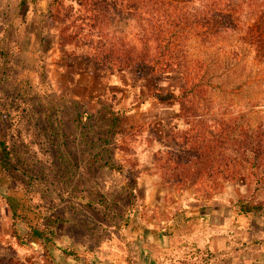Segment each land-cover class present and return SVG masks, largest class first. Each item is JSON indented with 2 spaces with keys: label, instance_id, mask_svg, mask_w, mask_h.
<instances>
[{
  "label": "rangeland",
  "instance_id": "1",
  "mask_svg": "<svg viewBox=\"0 0 264 264\" xmlns=\"http://www.w3.org/2000/svg\"><path fill=\"white\" fill-rule=\"evenodd\" d=\"M82 2H37L51 6L41 46L45 82L26 52L22 67L18 72L15 67L3 90L13 115L12 133L30 169L54 181V187L46 185L49 192L36 193L37 211L62 218L75 213L77 218L58 234L54 263L181 264L208 257L205 264H264V214L241 215L232 208L240 200L264 203V189L239 180L207 199L193 189L180 191L166 184L155 156L171 146L166 135L184 124L179 106L160 101L158 95L176 83L141 78L134 70L104 76L93 61L74 56L79 49L60 44L59 22L68 7L76 11ZM14 3L0 0V39ZM22 77H29V83H21ZM50 104L55 107L52 124L45 115ZM117 111L123 113L113 127ZM6 188L0 186V264H53L45 248L21 245L14 237ZM183 208H194L205 219L190 211L181 214ZM182 215L198 219L173 231ZM158 233L171 236L156 243ZM62 248L75 249L82 260L73 261Z\"/></svg>",
  "mask_w": 264,
  "mask_h": 264
},
{
  "label": "trees",
  "instance_id": "2",
  "mask_svg": "<svg viewBox=\"0 0 264 264\" xmlns=\"http://www.w3.org/2000/svg\"><path fill=\"white\" fill-rule=\"evenodd\" d=\"M38 1L17 0L0 39V186L7 187L4 200L19 244L40 245L47 258L59 264L54 263L56 239L77 218L75 213L62 218L37 211L36 193L49 192L46 185L52 188L54 181L30 169L3 101L4 85L15 67L16 72L22 67L26 52L45 82L41 46L51 6ZM66 11L57 27L59 43L79 49L74 56L93 61L104 76L134 70L141 78L164 77L176 83L158 95L160 101L179 106L184 124L166 135L171 146L155 156L168 186L193 189L207 199L239 180L264 189V0H83L76 11ZM25 30L31 35H24ZM28 78L22 77L21 83H29ZM45 108L52 124L55 107ZM122 113L117 111L111 120L113 127ZM109 165L115 169L114 163ZM232 208L241 215L264 214V203L240 200ZM184 211L200 216L194 208L180 213ZM197 219L182 215L171 228L181 229ZM170 234L158 233L156 243ZM61 251L75 262L82 260L75 249ZM181 264L200 263L185 259Z\"/></svg>",
  "mask_w": 264,
  "mask_h": 264
},
{
  "label": "crops",
  "instance_id": "3",
  "mask_svg": "<svg viewBox=\"0 0 264 264\" xmlns=\"http://www.w3.org/2000/svg\"><path fill=\"white\" fill-rule=\"evenodd\" d=\"M209 260V258H205V259H203V261L200 263V264H205L207 261Z\"/></svg>",
  "mask_w": 264,
  "mask_h": 264
}]
</instances>
